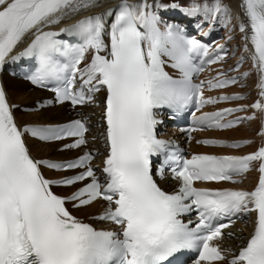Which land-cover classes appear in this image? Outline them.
<instances>
[{"label":"snow or ice","instance_id":"snow-or-ice-1","mask_svg":"<svg viewBox=\"0 0 264 264\" xmlns=\"http://www.w3.org/2000/svg\"><path fill=\"white\" fill-rule=\"evenodd\" d=\"M104 2L0 0V69L22 57H33L36 67L25 79L42 88L55 85L51 88L55 101L38 103V108L65 101L75 108L94 103L101 90L105 93L100 133L104 153L98 176L92 161L100 152L87 148V118L21 127L12 112L17 105H9L0 87V264H183L179 255L184 252L198 254L192 264H264V144L243 156L193 153L185 158L178 145L157 137V127L163 123L158 119L160 110L181 113L191 106L199 110L219 101L245 98L239 93L204 95L205 85L216 89L238 82L237 76L222 71L216 78L195 82L205 65L224 59L221 53L226 55L227 49L223 44L212 48L186 36L179 25L162 21L158 10L179 9L189 17L202 16L210 24L217 18L227 24L231 9L222 0H191L188 6L161 4L160 0H118L52 30ZM239 11L243 48L251 52L259 73L260 99L200 115L193 112L192 123L197 127L182 129L189 133V140L197 128H231L254 119L256 111L264 114V0H240ZM63 34L78 38L79 43L59 39ZM28 37L31 40L23 51L14 54ZM90 50V62L80 67ZM242 60L243 56L237 68ZM77 76L78 88L74 87ZM249 107L255 110L251 116L225 120ZM259 134L264 136V118ZM26 135L43 142L72 138L58 150H84L63 161L37 159L26 145ZM197 143L239 148L251 141L205 139ZM161 155L164 159L154 168V158ZM257 161L260 175L251 191L194 186L196 181L239 183L236 177ZM42 168L74 174L47 178ZM166 171L179 183L173 192L165 191L154 178L155 173L164 179ZM54 186L74 190L58 195ZM98 200L107 206L88 219L107 222L111 228L94 227L66 207L71 203L73 209H84ZM192 213L194 219H182ZM248 218L252 230L238 252L216 243L236 219Z\"/></svg>","mask_w":264,"mask_h":264},{"label":"bare ground","instance_id":"bare-ground-1","mask_svg":"<svg viewBox=\"0 0 264 264\" xmlns=\"http://www.w3.org/2000/svg\"><path fill=\"white\" fill-rule=\"evenodd\" d=\"M168 0H160L161 4H164ZM230 6H236L237 0H227ZM4 83L6 88L8 89L9 98L13 102L17 103H26V104H32V100L36 97H39L40 91L38 90H32L30 91V87L26 82L16 80L15 78L5 77ZM64 106H59L56 109L48 108L45 110H41L40 112H34L30 114H23L19 113L18 116L22 120L25 121H43L46 119L45 117H48L49 115H53V113H58L61 111H64ZM52 121H61V119L57 116H54ZM255 121L251 123L249 127H242L240 129H236L231 133L234 137H241L246 135H252L253 134V127H254ZM33 142V141H31ZM35 146H32L33 151L42 150L43 148L50 149L52 146L46 145V146H39L37 143L33 142ZM37 146V147H36ZM36 155H39L38 153H35Z\"/></svg>","mask_w":264,"mask_h":264}]
</instances>
